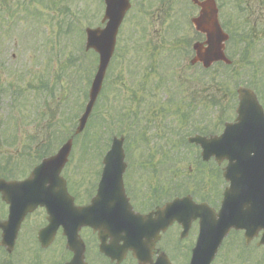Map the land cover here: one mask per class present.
I'll list each match as a JSON object with an SVG mask.
<instances>
[{
    "label": "rangeland",
    "instance_id": "obj_1",
    "mask_svg": "<svg viewBox=\"0 0 264 264\" xmlns=\"http://www.w3.org/2000/svg\"><path fill=\"white\" fill-rule=\"evenodd\" d=\"M217 1L222 22L234 20L241 8L251 13H245L248 20L239 18L231 24L230 68L215 65L205 71L188 64L192 54L187 44L196 38L188 25L190 0H160L153 11L147 8L150 14L134 4L121 27L100 102L74 139L66 175L81 179L86 168L93 180L99 169L95 151L105 153L115 130L123 133L126 160L135 161L137 175L146 185L156 184L166 173L167 188L177 187L185 178L193 189L195 178L191 182L188 175L198 171L192 153L197 156L199 150L191 151L183 137L204 132V126H213L212 120L217 125L223 119L233 120L239 82L251 84L256 92L259 89L264 105V0ZM253 9L260 14H252ZM103 14L102 0H0V174L27 175L47 149L57 151L75 130L98 64L93 52L83 55L85 36L80 30L100 25ZM42 83L53 87L54 98L41 93ZM45 96L54 99L48 107ZM38 108L46 118L39 119ZM204 171L209 175L208 169ZM211 192L214 199L219 196L216 190ZM22 232L28 235L25 227ZM21 247L31 261L32 244L23 242ZM260 255L261 251L255 256ZM51 261L48 256L41 264ZM0 264H13V260L6 258Z\"/></svg>",
    "mask_w": 264,
    "mask_h": 264
},
{
    "label": "water",
    "instance_id": "obj_2",
    "mask_svg": "<svg viewBox=\"0 0 264 264\" xmlns=\"http://www.w3.org/2000/svg\"><path fill=\"white\" fill-rule=\"evenodd\" d=\"M195 3H198V0H194ZM201 11L199 17L193 20L197 30L203 32L207 36V45L204 46L201 44H195L196 49V58L192 61H202L207 67L211 65L212 62L217 60H224L229 62L224 54V41L226 40V35L222 32L217 19V9L214 0H206L200 3ZM128 5L126 0H107L106 16L105 18L109 19L107 27L105 29H87L88 33V48H94L100 54V64L98 72L94 78L91 90H90V102L87 105L86 112L80 119V125L77 129V132H80L87 121L89 113L92 109V106L96 100L98 92L101 88L102 80L105 74L106 67L109 63V60L112 56L114 49L115 35L117 33L118 26L123 18L125 11L127 10ZM239 99L240 103L237 109L238 113V124L231 126L227 124L226 133L220 138H194L192 141L199 143L204 149L205 158L211 156V152H216L217 154H222L226 149V145L233 146L231 144L239 143L242 145V152L245 153H255L257 156L260 154V150L264 146V114L263 110L257 102V99L252 91L248 89L239 90ZM232 132V133H231ZM232 140L230 141V138ZM71 149V140H69L59 151V153L51 158L45 159L43 163L35 170L33 178L42 176V175H59L62 167L67 161L68 154ZM224 155V154H222ZM207 157V158H208ZM222 157V156H220ZM218 157V158H220ZM124 153L121 148V140H115L113 149L105 157L106 164L109 163L111 176L115 180H111L112 183H115V192L113 198L118 197L123 201L122 195L123 191L121 189V176L124 171L123 163ZM254 158V157H253ZM252 158V159H253ZM34 182V179H29L25 183L31 184ZM24 183V182H23ZM24 185V184H23ZM22 185V186H23ZM42 196V195H41ZM40 200V199H39ZM90 208H94V203ZM186 202V199L183 200V203ZM29 206L26 210H30ZM129 218H135V223L137 219L131 214V210L128 208ZM221 213L224 211L221 210ZM220 213V215H221ZM241 220L243 219L241 226L246 225L249 230L256 228H261L264 224V213H260L256 216L250 214L249 212H243ZM25 213H23L24 215ZM22 215V217H23ZM82 216L83 210L81 211H72L71 216ZM225 215V214H224ZM231 216L234 217V213H231ZM241 216V215H240ZM140 217V216H139ZM262 220L263 224L256 223L251 219ZM144 218H140V221H143ZM216 222V223H215ZM86 224V223H84ZM210 230L212 233V241L210 245V260L214 254V251L218 245V242L221 241L224 233L225 227L223 219H215L213 223L210 222ZM121 238V237H119ZM118 238V239H119ZM76 240V239H75ZM74 251V259L72 263L69 264H81L82 260V249H77L73 246V243L70 246ZM204 259V263L207 264V252L201 254Z\"/></svg>",
    "mask_w": 264,
    "mask_h": 264
},
{
    "label": "flooded vegetation",
    "instance_id": "obj_3",
    "mask_svg": "<svg viewBox=\"0 0 264 264\" xmlns=\"http://www.w3.org/2000/svg\"><path fill=\"white\" fill-rule=\"evenodd\" d=\"M140 1L144 3L145 7L146 0ZM159 3L160 0H152L151 2H147V4L151 8V11H153L155 6L158 7ZM162 4H164V1L162 2ZM4 167H6V161ZM135 168L136 166H133L129 170V173L133 174L132 179L134 181L130 182L128 180L126 184V190L134 209L141 213H149L150 211H153L162 206L166 202V186L163 184L161 176L156 184L146 185L144 178L140 174L137 175L138 170H136ZM135 175L137 176L135 177ZM4 178L6 180L12 179L11 177ZM68 186L70 189L69 181ZM75 189L76 197L79 201V203L77 204H88L90 200V197L88 198V196L92 190L84 186V184L78 187L76 186ZM8 209V204L2 200V194H0V218H2L3 220L8 216ZM29 219L33 221V224H26ZM24 224L25 227L30 228L33 232H38L40 228L48 224L46 209L43 207L35 209L34 212L28 214L24 221ZM182 230L183 227L179 222H175L173 225H171L168 230L162 234L161 239L157 242L153 249L152 256L149 257V260H147L146 264L155 263L162 252H165L167 254L172 264H188L192 248L196 243L198 220L193 222L190 230L186 234V237L183 239L180 238ZM62 232L63 228L60 226L57 230L56 238L53 243L62 240ZM81 236L85 242L87 251L93 252V250L95 249V255L92 259L94 261V264H139L138 261L133 257L131 252L128 253L126 260L121 263L111 261L110 259L98 254L96 248L94 247L98 246L99 244L98 236L97 233H94L90 228H82ZM64 241L66 243L65 238ZM90 244H93L94 246L92 247ZM240 245V240L237 237H234L232 242H230V246L227 245L229 249L227 248V250H225L222 260L226 261L230 258H233L237 259L239 262H244L245 252H239L243 249L240 248ZM251 249H254V247H252ZM252 264H264V257L262 255L255 257Z\"/></svg>",
    "mask_w": 264,
    "mask_h": 264
}]
</instances>
